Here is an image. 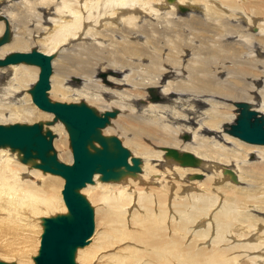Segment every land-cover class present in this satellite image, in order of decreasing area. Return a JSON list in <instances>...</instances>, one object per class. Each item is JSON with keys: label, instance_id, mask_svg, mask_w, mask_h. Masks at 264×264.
<instances>
[{"label": "bare ground", "instance_id": "6f19581e", "mask_svg": "<svg viewBox=\"0 0 264 264\" xmlns=\"http://www.w3.org/2000/svg\"><path fill=\"white\" fill-rule=\"evenodd\" d=\"M160 1L169 0H0V59L31 49L49 55L48 99L83 102L97 115L113 111L99 134L109 149L115 136L128 163L138 159L137 170L120 167L107 180L93 173L77 189L91 205L92 227L73 260L264 264V144L229 134L240 104L264 118V0ZM38 70L0 65V124L40 122L52 134L48 153L71 164L64 124L56 133L62 122L31 101ZM190 89L206 92L205 100ZM193 100L212 128L190 141L176 120ZM183 153L197 163L182 164ZM38 162L0 145V230L14 240L0 241L2 262L33 264L44 218L68 213L63 178Z\"/></svg>", "mask_w": 264, "mask_h": 264}, {"label": "water", "instance_id": "95a60500", "mask_svg": "<svg viewBox=\"0 0 264 264\" xmlns=\"http://www.w3.org/2000/svg\"><path fill=\"white\" fill-rule=\"evenodd\" d=\"M50 58L36 49L15 51L0 59V65L25 62L38 66L36 81L29 90L31 101L66 127L72 154L71 164L58 161L53 152L48 153L52 149V134L48 129L42 130L40 122L0 124V145L19 149L22 160L37 158L39 162L35 164L36 168L63 178L62 197L68 213L44 218L40 246L33 264H75L74 249L85 243L92 227L91 208L77 189L91 182L93 173H99L101 180H107L117 178L120 167L129 171L137 170L138 159L130 157L128 163V151L119 140L111 136L109 149L107 140L99 134L98 130L106 124L108 116L114 115L113 111L107 110L97 115L83 102L63 103L48 99L46 92L51 71ZM150 99L158 100L159 97L152 92ZM239 106V114L230 125L229 134L251 144H264V118L242 104ZM91 142L99 145L94 152L87 148ZM177 157L182 164L197 163V159L189 153ZM0 264L14 263L0 261Z\"/></svg>", "mask_w": 264, "mask_h": 264}, {"label": "rangeland", "instance_id": "374dc122", "mask_svg": "<svg viewBox=\"0 0 264 264\" xmlns=\"http://www.w3.org/2000/svg\"><path fill=\"white\" fill-rule=\"evenodd\" d=\"M171 0H169V1H160V2H158L159 3V5H161V4H163V5H166V6H169V4H168V2H170ZM164 2V3H163ZM136 7H137V5H136ZM259 7V6H258ZM138 8H140L139 6H138ZM259 9H260V7H259ZM39 11L41 10L40 8L38 9ZM260 11H261V9H260ZM104 22H106V20L104 21ZM43 24H44V22H43ZM117 24L119 25V26H121L122 25V23H121V21L120 22H117ZM49 27L47 26L46 27V31H47V29H48ZM9 32H8V30H7V34H8ZM40 35L41 34H43V32L41 31L40 33H39ZM5 40H9V35L5 38ZM95 43H96V41H95ZM64 47V46H63ZM66 47V46H65ZM222 63L221 62H219V65H221ZM233 83L235 84V85H237V86H239V85H241V81L238 79V78H234V81H233ZM248 84V83H247ZM248 90V85L246 86V88H244L243 90H241V93H245L246 91ZM184 92L185 93H188V94H190V95H192V97L193 98H199V99H201V100H205V96H206V92H203V91H199V90H197V89H190V90H184ZM65 101H67V100H64L63 102H65ZM192 102H195L194 100L193 101H191V103ZM66 103H71V101L70 100H68ZM73 103V102H72ZM191 103H189V104H187L186 106H185V108L188 110V111H190V110H192V109H194L195 108V106H194V104H191ZM195 104L197 105V108H195L194 110L195 111H197V114H199V116H193V114L192 113H190V112H188V111H185L183 114H181V116L179 117V119H177L176 121H177V123L178 124H181V125H183L184 127H186L187 128V130L186 131H183L181 134H184V135H187V134H189L190 135V141H192V136L191 135H194V134H197L201 129H204V128H212V124L210 123V119H211V115H210V113L209 112H207L206 110H205V108L202 106V109H201V113H198L199 112V110H198V107H199V104H198V102H195ZM195 114V113H194ZM52 122H56V119L55 120H51ZM46 127H49V125L48 124H46ZM63 127V123H61V124H58L56 127H55V130H56V133H57V131L58 130H61V128ZM66 128V127H65ZM203 131H206V130H203ZM168 146H170V145H168ZM69 147H70V145H69ZM184 151H186V150H184ZM164 160V159H163ZM60 161V160H59ZM190 175H192V174H190ZM190 175L188 176V181H192L193 179H190L189 177H190ZM61 177V176H60ZM204 178V177H203ZM202 178V179H203ZM194 180H196V181H200L201 179H199V180H197V179H194ZM91 206V205H90ZM208 210L209 209H212L211 207L210 208H207ZM188 211H189V213H193V211H194V209H188ZM53 212H50V214H51V216H53V214H52ZM56 215H58V214H56ZM50 216V217H51ZM55 216V215H54ZM49 217V216H48ZM5 233H7V235L5 234ZM253 233H255V230L253 231ZM3 235V234H5L4 236L5 237H3L2 238V236H0V241H2L3 239V243L4 242H9V241H13L14 242V240L12 239L13 238V235L11 234V233H9V232H7V231H4V230H0V235ZM10 236V237H9ZM19 237H21V235H18ZM25 240V238H23L22 239V241H24ZM11 241V242H12ZM19 243H24V242H20V240H17ZM16 243V242H15ZM16 245H17V243H16ZM15 244H13V246L12 245H10L9 247H11V248H13V247H17ZM15 259V258H14ZM74 261H75V259H74ZM4 262V261H3ZM8 263V262H7ZM9 263H14V264H16V262H9ZM34 263V262H33ZM76 263V262H75ZM77 264V263H76Z\"/></svg>", "mask_w": 264, "mask_h": 264}]
</instances>
